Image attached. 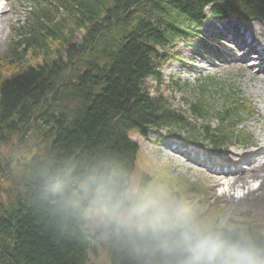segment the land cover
Instances as JSON below:
<instances>
[{
    "label": "trees",
    "instance_id": "1",
    "mask_svg": "<svg viewBox=\"0 0 264 264\" xmlns=\"http://www.w3.org/2000/svg\"><path fill=\"white\" fill-rule=\"evenodd\" d=\"M87 1L70 7L74 20L81 13L93 25L80 45L66 48V62L44 64L41 78L23 63H0V144L18 138L33 145L46 134L54 141L47 159L39 157L43 148L37 149L38 156L22 150L23 158H15L7 166L0 156V188L8 184L5 191L0 190V203L4 200L12 213V217L0 213V221L7 219L0 222V252L4 253L0 254V264H86L92 245L107 243L113 264H156L159 253L153 251L151 242L134 229L117 230L111 222L116 214L109 209L107 214L103 212L94 234L85 227L97 194L100 200L103 193L117 203L122 197L121 193L116 195L118 190L127 189L138 153L128 138L133 130L189 126L176 112H161L162 106L151 103L143 88V80L161 62L156 48H165L168 40L169 30L161 32L152 11L167 7L181 17L185 14L194 19L210 2L257 13L264 6V0H157L147 8H137L140 0H110L115 6L108 8L107 0ZM102 8L107 12L104 18L99 17ZM114 18L116 22H112ZM36 27L43 38L55 40L53 34L59 35L55 26ZM27 42L38 48L34 33ZM2 70L7 71L8 79L2 77ZM27 100L35 106L30 122L23 120V107L30 104ZM237 102L213 114L218 124L212 129L204 121L207 107L202 100H185L194 125L201 121L190 127L191 138L206 147L227 146L232 138L240 142L232 130L240 110ZM133 122L136 126L130 127ZM62 124L70 128L60 130ZM90 195L81 211L80 204ZM78 218L83 226L79 238L71 236L67 227ZM216 230L242 232L264 245V225L260 223L226 224Z\"/></svg>",
    "mask_w": 264,
    "mask_h": 264
},
{
    "label": "rangeland",
    "instance_id": "2",
    "mask_svg": "<svg viewBox=\"0 0 264 264\" xmlns=\"http://www.w3.org/2000/svg\"><path fill=\"white\" fill-rule=\"evenodd\" d=\"M43 4L34 8L35 5L28 0L6 1L4 21L0 23V58L4 61V66L13 64L8 56L5 60V56L8 55L9 44L16 40L19 29L24 27L27 19L30 22L35 21L38 13L35 16L34 10L43 7ZM39 15L47 23L53 21L46 11L40 12ZM210 25L213 28V24L210 23ZM37 45V55L43 63L44 54L47 53L50 58L53 56V44L39 42ZM39 48L42 51H38ZM180 53L184 62L189 59V51H180ZM208 57L211 58L210 55ZM199 60L201 58L196 57L195 62L200 64ZM39 61L40 59L36 61L37 65ZM203 68L201 67V69ZM196 70L199 69L196 68ZM212 71V67L203 70L204 73H212ZM177 73L181 76H177ZM214 73H218L220 77L223 75L222 71ZM165 75H173L176 79H183L191 74L188 73V70L183 72L182 66L175 62L169 64V69L165 70ZM226 75H231V73L224 74V76ZM3 77L5 78L6 75ZM248 79V77L247 79H240L241 94L244 98L252 100L255 105V112L244 124V134L251 135L252 145L256 147L255 149L230 148L227 152L222 153L208 151L206 155H203V157L206 156V159L202 161L196 156V154L201 155V152L190 150L193 146L189 144H187L189 148L187 149L190 150V153L178 152L184 148L182 144H172L171 136L165 138L162 133L153 132L149 137L140 138L132 134V139L139 146L134 161L132 180V187L135 192L129 188L126 191L123 189L121 192L123 198L127 196V193L133 194V201H124L134 203L138 200L140 203L156 205L167 209L170 215L179 212L196 219L206 227H212V229L220 228L231 220L241 222V224L245 222L264 225V185L258 192L259 196L246 198V193L256 187L253 184H258V182H254L255 179L246 178V175L248 176L250 172L254 171V168L248 166L256 167L260 162L264 164L262 163L264 161V85L258 84L254 87ZM225 82L227 83V81ZM185 97L189 101L196 99L194 95L190 94V91L185 94ZM180 101V96L173 97L175 105H181ZM180 143L186 144L185 142ZM248 157L253 159V163L248 162ZM208 158L220 161L232 160V163L236 165L232 164L230 167H239L244 184L233 183L232 176L209 178V172L206 171ZM122 207L127 209L126 205ZM244 217L248 219L244 220ZM98 218V216L95 217V219ZM86 264L109 263L105 254L92 246Z\"/></svg>",
    "mask_w": 264,
    "mask_h": 264
},
{
    "label": "clouds",
    "instance_id": "3",
    "mask_svg": "<svg viewBox=\"0 0 264 264\" xmlns=\"http://www.w3.org/2000/svg\"><path fill=\"white\" fill-rule=\"evenodd\" d=\"M101 203H103V193ZM107 214L106 207L101 209ZM119 230H135L159 253L156 264H264V245L245 233L228 234L206 227L196 219L156 205L138 203L126 215H114Z\"/></svg>",
    "mask_w": 264,
    "mask_h": 264
},
{
    "label": "bare ground",
    "instance_id": "4",
    "mask_svg": "<svg viewBox=\"0 0 264 264\" xmlns=\"http://www.w3.org/2000/svg\"><path fill=\"white\" fill-rule=\"evenodd\" d=\"M50 41H51V43L55 44L57 42L63 41V39H61V38L59 39V38L55 37V40L53 38ZM250 42H253V41L251 40ZM10 58L14 59V60L22 61L23 62V66H26L25 67L26 69H31L32 71H35L39 75V78H41V76L43 75V66L44 65H43V62H42L41 59L38 62V65L36 64V61L39 60V58L37 56L34 57L35 61H28L27 60V54H21V55H18L16 57H10ZM57 85H59V83ZM42 97H43V94L39 93V99L40 100H42ZM26 102H30V101L27 100ZM34 107L35 106H34V104L32 102H30V104L25 105L23 107L24 108V112L26 113V116H25V118L23 120H25L27 122H30L33 119L32 115L34 113ZM135 126H136V122H133L130 127H135ZM58 128L60 130H64V129L68 130L70 128V126L67 127L66 125L62 124V125L58 126ZM40 139H41V141L39 140L37 142H34L33 145L30 144V143L29 144L22 143V142L19 141L18 138L15 141H13L12 143L0 144V156L4 160V163H5L4 166H7L10 161L14 160L17 157L18 158H23L24 153H22V150L25 153L33 151L38 156L37 149L43 148L42 152L39 155V157L47 159L49 157V155H50L52 143L54 142L53 138H52L51 134H48V135L46 134V135H43L42 137H40ZM247 159H248V162H252L253 163V159H251L249 157ZM249 168H254V171H252L248 176L246 175V178L255 179L254 182L255 183L258 182V184L257 185L253 184L256 187H253L252 189H250L246 193V195H247L246 198L253 197V196H259L258 192L261 189V186L264 185V174H262V172L264 171V165L256 166V167L255 166H252V167L250 166ZM3 180L5 181L6 179L4 178ZM232 180L234 181L233 183H242V184H244V182L242 181L241 173H239V169L236 171V173H233ZM6 185H8V184L5 182V184L3 186H1L0 190L1 191H5L6 188H7ZM254 188H256V189H254ZM30 189H31L30 187H27V190H30ZM120 193H121V189L118 190L116 195H118ZM18 195L20 196V194H18ZM91 197H92V195H90L88 197V199L85 201V203L80 204L79 209L81 211H83L86 208V205L89 202V199ZM122 201H123V196L120 198V200L117 203H120V205H121ZM117 203H114L111 199L106 198L105 196H103V203H101V205L103 207H106L107 209H109L114 214L121 215L120 209L118 207L119 205H117ZM127 203L130 206L132 205V201H128ZM0 213L12 217V213H11L10 208L7 205H4V200H2V202L0 203ZM18 217H22V216H18ZM6 221H7V219L3 218V219H1L0 222L5 223ZM76 222H77L76 224H68L69 226H67V227H68V229L70 231L71 236L79 238L80 236L82 237V235H81L82 221H81L80 218H78V220ZM5 247L8 248V246L6 244H5ZM109 251H110V248H109ZM1 253H3V252H0V254ZM3 254H1V255H3ZM40 264H42V263H40Z\"/></svg>",
    "mask_w": 264,
    "mask_h": 264
}]
</instances>
